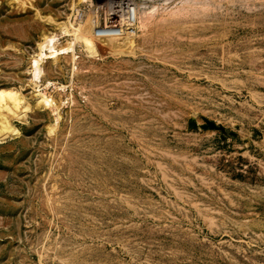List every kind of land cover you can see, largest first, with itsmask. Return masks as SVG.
<instances>
[{
	"label": "rangeland",
	"instance_id": "1",
	"mask_svg": "<svg viewBox=\"0 0 264 264\" xmlns=\"http://www.w3.org/2000/svg\"><path fill=\"white\" fill-rule=\"evenodd\" d=\"M166 4L111 51L105 1L0 0V264H264V0Z\"/></svg>",
	"mask_w": 264,
	"mask_h": 264
},
{
	"label": "bare ground",
	"instance_id": "2",
	"mask_svg": "<svg viewBox=\"0 0 264 264\" xmlns=\"http://www.w3.org/2000/svg\"><path fill=\"white\" fill-rule=\"evenodd\" d=\"M97 1L100 2L105 1V5L104 6L102 5L103 7H101V9L107 11V20H106V25H104L105 27L104 28L102 27L103 28L102 31H104L105 34L103 33L101 37H103L102 42L104 43V45L106 44L109 48H111L112 51L114 49L121 50L123 48L124 50L125 49L132 50L136 48L138 45L137 43L140 41L141 38L140 30L143 28V26L150 20L154 21V19L156 20L157 18H159L160 21V19H163L165 16L164 12L167 11L168 8H163L162 5L166 3L168 4V2L173 0H97ZM161 7H162L161 12H163V10L166 9L163 12L164 14H161V12H159ZM92 21L89 24H87L84 28H82L83 26H80L81 23L72 24L71 28L70 27L68 28V31H66L67 34L65 35V37L68 38L67 39L68 45L66 46L65 49L64 48L62 49V52L60 51L61 50L60 48L54 47L52 45V40L47 39L45 43L41 44L40 46L41 53L44 54V57H46V59L48 57V54H46L47 50L48 52L49 50H51L52 55H55L58 52H60L59 56L61 55L63 56V54H66L68 50L74 52L76 47L78 46L79 48H81L82 52L88 55L89 57H93L94 55H97L96 41L98 38L97 34L99 35L100 33H96V31L98 30L100 31L101 27L100 25H98V23L96 24L95 22ZM118 31H120V35L117 34L119 33ZM99 43H101V41ZM59 56H55L51 60L56 62L55 60L57 59L56 63H58L59 60L61 59ZM75 59L76 57L74 58V60ZM34 72H35V77L38 79V76L42 73V70L40 67H35ZM37 87H38L37 83H35L34 88L37 89ZM53 88H55V86ZM60 90L62 91L63 88L61 87ZM36 93H37V98L44 100L46 107L51 111L55 112L57 109L60 108L57 102L52 97H49V95H47L46 93H43L40 90H36ZM24 98L22 97V95H19V93H16L12 90L0 91V131L4 132V135L7 134V132L11 134L9 132V130L13 128L11 127L13 123L11 124L9 120L11 115H13V113L15 114V112L18 114L17 111H19V109L21 108L22 109L28 108ZM8 113H12V114L9 115ZM10 131L13 130L11 129Z\"/></svg>",
	"mask_w": 264,
	"mask_h": 264
}]
</instances>
